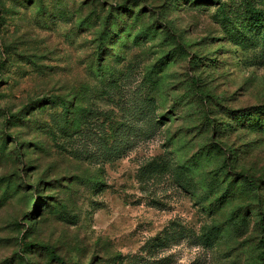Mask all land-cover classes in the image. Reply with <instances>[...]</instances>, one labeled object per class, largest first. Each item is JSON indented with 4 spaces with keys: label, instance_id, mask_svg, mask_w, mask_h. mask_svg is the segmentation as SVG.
<instances>
[{
    "label": "rangeland",
    "instance_id": "374dc122",
    "mask_svg": "<svg viewBox=\"0 0 264 264\" xmlns=\"http://www.w3.org/2000/svg\"><path fill=\"white\" fill-rule=\"evenodd\" d=\"M249 6L0 0V264H264Z\"/></svg>",
    "mask_w": 264,
    "mask_h": 264
},
{
    "label": "trees",
    "instance_id": "16d2710c",
    "mask_svg": "<svg viewBox=\"0 0 264 264\" xmlns=\"http://www.w3.org/2000/svg\"><path fill=\"white\" fill-rule=\"evenodd\" d=\"M249 8H251V11L256 14L255 15V17H256L255 23L257 24V26L264 27V15H262V12L260 10L256 9L254 6H249ZM109 23H110L109 20L106 19V23L103 26L102 32L100 33V44L102 43V39H104V36H106L108 34L107 29H108ZM262 230H263V237H264V225H262ZM261 258L264 262V249H263V252L261 253ZM261 264H263V263H261Z\"/></svg>",
    "mask_w": 264,
    "mask_h": 264
}]
</instances>
